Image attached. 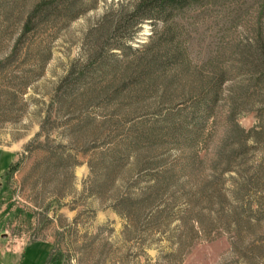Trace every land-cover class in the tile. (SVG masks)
<instances>
[{
  "label": "rangeland",
  "instance_id": "374dc122",
  "mask_svg": "<svg viewBox=\"0 0 264 264\" xmlns=\"http://www.w3.org/2000/svg\"><path fill=\"white\" fill-rule=\"evenodd\" d=\"M79 5L0 0V264H264V0Z\"/></svg>",
  "mask_w": 264,
  "mask_h": 264
},
{
  "label": "trees",
  "instance_id": "16d2710c",
  "mask_svg": "<svg viewBox=\"0 0 264 264\" xmlns=\"http://www.w3.org/2000/svg\"><path fill=\"white\" fill-rule=\"evenodd\" d=\"M194 0H132V7L123 6L119 12L107 11L89 30V37L93 52L90 54V61H100L103 55L111 50L120 49L126 51L131 45L122 43H109L112 36L128 35L131 39L140 29L138 26L146 19L155 20L160 18L166 24L172 20L174 13L190 5ZM79 0H51V17L56 20L75 19L80 14ZM132 31V32H131ZM122 34V35H121ZM126 36V35H125ZM260 51L257 65L264 75V43L258 46ZM259 50V49H258ZM84 71L81 77L84 75ZM84 78V77H83ZM17 163H11L9 168H14Z\"/></svg>",
  "mask_w": 264,
  "mask_h": 264
},
{
  "label": "crops",
  "instance_id": "0c3cea01",
  "mask_svg": "<svg viewBox=\"0 0 264 264\" xmlns=\"http://www.w3.org/2000/svg\"><path fill=\"white\" fill-rule=\"evenodd\" d=\"M13 162H14V161H13ZM13 162H12V163H13Z\"/></svg>",
  "mask_w": 264,
  "mask_h": 264
}]
</instances>
